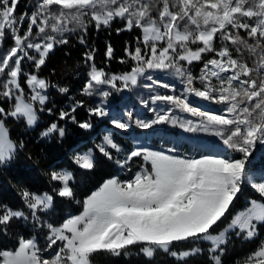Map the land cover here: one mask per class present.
I'll return each mask as SVG.
<instances>
[{
	"label": "snow or ice",
	"instance_id": "6c2138e0",
	"mask_svg": "<svg viewBox=\"0 0 264 264\" xmlns=\"http://www.w3.org/2000/svg\"><path fill=\"white\" fill-rule=\"evenodd\" d=\"M19 2L0 0V46L6 31L13 41L8 49L0 50V98L13 102L8 109L0 106V165L23 148L22 143L9 138L5 121L23 118L27 127H34L38 120L35 105L43 111L47 89L56 87L38 74L49 53L57 44L68 43L66 34L77 30L86 34L89 24L99 30L117 19L124 22L123 29L117 31L140 32L135 46L125 48L133 66L125 73L109 75L97 68L93 54L86 52L85 63H91L82 94L106 99L111 94L108 89L135 86L143 76L151 82L145 84L150 92L159 86L173 94L149 95L141 101L145 107L158 102L166 106L150 108L154 113L151 120L127 111L126 118L111 121L115 129L127 130L135 123L142 129L171 125L188 133H209L218 138L225 153L236 152L242 158L181 156L172 154L175 148L132 150L116 163L125 168L133 158H142L145 164L127 180L117 176L105 179L78 201L82 205L79 214L59 224L40 220L52 208V197L24 189L21 197L28 215L0 206V235H6L14 222L27 221L30 216L32 227L47 229L45 242L41 245L37 236H18L13 249L0 250V264H111L112 258L127 257L133 248L149 259L162 251L178 264H187L197 256L204 257L203 264H224L232 236L245 241L257 237L259 227L264 226V203L255 199L222 230L217 232L216 228L226 218L243 183L264 198V177L257 180L247 175L246 169L252 149L264 143V0H36L31 13H21L17 19ZM25 20L28 26L21 35ZM80 43H85L83 35ZM112 54L109 45L106 56L111 59ZM185 62L202 63L200 75L188 71ZM24 63H28L29 72L24 71ZM169 69L180 78L182 90L146 74L148 70ZM22 79L29 90L27 98ZM57 90L68 92L65 87ZM191 98L223 108L213 112L194 104ZM103 99L87 110L90 116L108 115ZM82 106L77 101L69 111L61 110L59 120L71 119L81 129H90L89 121L77 122L72 115ZM177 113L197 119H182ZM53 134L62 138L65 129L52 122L40 133L42 137ZM96 150L109 161L113 159L111 150L121 151L110 135L103 137ZM74 163L82 170L96 166L92 150L77 154ZM50 179L59 182V197L74 198L72 172L51 171ZM180 245L193 246L177 249ZM54 246L55 251L45 257L43 253ZM234 264H264V241Z\"/></svg>",
	"mask_w": 264,
	"mask_h": 264
},
{
	"label": "trees",
	"instance_id": "16d2710c",
	"mask_svg": "<svg viewBox=\"0 0 264 264\" xmlns=\"http://www.w3.org/2000/svg\"><path fill=\"white\" fill-rule=\"evenodd\" d=\"M35 2L36 0H20L16 10L17 19H19L21 13H31ZM27 26L28 23L25 20L20 33L27 29ZM123 27L124 22L119 19L108 27L102 26L99 30L89 24L86 34L80 33L79 30L66 34L68 43L57 44L49 53L46 64L42 66L38 74L56 87L47 89L45 94L48 100L43 111L39 110L40 106L38 104L35 105L38 116L37 123L34 127L29 128L23 118L19 120L8 118L5 121L6 128L9 130V138L17 144L22 143L23 148H20L15 157L8 163L0 165V206L22 210L25 215H28V210L21 197L22 190L27 189L36 194L47 193L52 197V208L42 215L40 220L59 224L65 218L66 213L80 212L82 205L78 201H82L94 187L106 178L115 174L123 178L124 175L120 172L123 168L116 163V160H121L122 155L131 150L132 132H154L156 129H160L152 127L143 130L132 125L127 130H116L109 122V112L104 117L88 114L87 110L100 105L101 99L96 95L87 96L82 94L91 63H85V53L91 52L96 67L104 69L108 74L119 75L129 71L130 67L133 66V62L128 59L125 48L129 45L135 46L136 37L140 35V32L137 29L117 31L123 29ZM241 34L243 35V32ZM81 35H83L84 44L80 43ZM109 45L113 49L111 59L106 56ZM208 58V56L204 57V59ZM122 59L126 62L121 63ZM195 64L198 65V68L199 66L202 67V63L193 62L190 69L193 70ZM23 68L25 72L31 70L28 63H24ZM21 84L25 88L27 98L29 90L24 85L23 79ZM58 87L67 88L68 92L62 94L57 90ZM77 101H81L83 106L78 107L72 115L75 116L77 122L89 121L92 124L90 129H81L78 123H73L71 119L59 120L60 111H69ZM12 103V101H5L0 98V106L5 107V109H8ZM48 109H52L51 113L48 112ZM52 122H57L65 129V135L62 138L56 134L50 137L40 135L42 130ZM103 126H106L107 129H103ZM161 129L179 134L174 128L167 129L166 126H163ZM105 134L110 135L121 149L120 152L111 150L113 153L111 161L96 150V146L102 143ZM196 140L219 143L218 139L197 138ZM89 150H92L96 166L93 170H82L74 163V158L76 154L88 153ZM263 151L264 149L257 155H252L255 158L254 164L251 166L252 169H257L258 163L264 161L261 153ZM228 152L231 153L232 158H236L234 152ZM130 164L131 161H129L128 168L131 167ZM61 170L73 174V180L70 181V186L73 187L75 193L73 199L59 197L57 195L59 182L50 179L51 171ZM253 199L261 200L264 203V198H261L249 184H242L241 192L238 193L229 213L226 214L223 222L218 225L216 231L222 230L229 223L232 216L247 207ZM32 224L33 221L30 216L27 221L14 222L6 235H0V250L13 249L17 244L18 236H37L40 244L43 245L47 229L41 230L40 226L34 228ZM260 241H264V226L259 227L257 237L250 241L232 236L227 246L224 264H234L235 260L242 259L254 251ZM192 246L180 245L177 246V249L184 250ZM203 261L204 257L197 256L189 259L187 264H203ZM94 264H96L95 261ZM111 264H178V262L162 251L156 252L154 257L149 259L140 254L138 248H133L131 254L127 257L122 255L119 258H112Z\"/></svg>",
	"mask_w": 264,
	"mask_h": 264
},
{
	"label": "rangeland",
	"instance_id": "374dc122",
	"mask_svg": "<svg viewBox=\"0 0 264 264\" xmlns=\"http://www.w3.org/2000/svg\"><path fill=\"white\" fill-rule=\"evenodd\" d=\"M23 32H24V30H23ZM23 32L20 34L22 35ZM12 44H13V41L10 38V36L7 35V31H6V38L4 39L2 46H0V50H6ZM193 48H195V46H193ZM185 65L187 67V70L190 71L194 76L200 75L201 66H199V68H198V65L195 64V66L193 67V70H192V69H190L191 65H187L186 62H185ZM146 74L152 75L154 79H160L164 82L174 83L177 91H180L183 88V84L181 83L180 78L175 74L174 69H169L166 72L148 70V72ZM109 75H112V74H109ZM148 83H151V82L146 80L142 76L138 79V83L135 86L123 88L119 91H117L116 89H108L111 92V94L106 99H103L102 97L96 95L101 99V101L103 99L102 105H103L105 111L107 113L109 112V114H110L109 118H111V119H109V121L110 120L112 121L114 118L119 119V117H121V116H118L119 114L117 115V108L120 106H125L126 110H130L131 112H133L135 114L136 118H139L142 120H151L152 118H154V113L152 111H150L149 109L150 108H157V110H159V107H164L166 105H164L162 102H158L157 105H153L150 103L148 107H145L144 104L141 103V101L148 99L149 95H151V94H156V93L173 94V93L170 92L168 89H164V88L159 87V86H155L154 91L150 92V90L145 87V84H148ZM197 86H199L198 81H197ZM117 87L118 88L120 87L119 82H117ZM191 99H193L194 104L199 105L198 102H200L203 105V106H201L202 108L213 111V112L218 113L223 108L222 105L201 101V100H198L196 98H191ZM121 112H122V110H121ZM177 115H179L182 119H193V120L197 119V118L191 117L188 114L177 113ZM132 124L134 126H136L135 123H132ZM163 126H166L167 129H169V128L176 129L177 132H179V134L183 137H191V138L195 137L196 139L197 138L218 139L217 137H214L209 133H204V132L188 133L179 127H173L171 125H156L153 127H158L161 129ZM140 129H142V128H140ZM143 130H145V129H143ZM161 130H163V129H161ZM163 131L165 133H170V132H168V130H163ZM131 135H132V142H134V140L137 138H140L142 140L148 139L150 142H152V144L149 147L144 146V147H138V148H148V149H152V150H162V151H167L170 148H175V152L172 154L181 155V156H188V157H198L201 155H214V156L217 155V154H210V153H206V152H198L195 149L191 148L193 146H191L189 144L190 142L185 143L184 140L180 137L176 138L175 141H173V140L170 141L169 139H166V138L157 137L158 135H160V133H159L156 137L151 138L150 136H147L148 133H146V131L142 132V133L141 132L137 133L134 131L131 133ZM133 145L134 144L132 143L131 150L127 151L125 154L122 155L121 160H124L127 157L128 153H130L132 150L138 149L135 147L133 148ZM188 146H191V147H188ZM262 149H264V144L263 143H257L256 146L252 149V154L248 157L247 162H246L247 175L252 176V177L256 178L257 180L264 177V161H262L261 163H258L259 166L257 169H252L251 166L254 164V159H255V158H253L252 155L253 154L257 155ZM221 153H222V155H219V156L227 155L228 157L232 158V155L230 152L224 153L222 151ZM261 153H262V156L264 157V151ZM81 154H85V153L82 152ZM234 154L236 155L235 156L236 159L242 158L241 154L236 153V152H234ZM262 160H264V159H262ZM144 164H145V162L143 161L142 158H133V160L131 161V164H130L131 165L130 168L125 167V168L120 170L121 174L124 175L123 178L119 177L117 174H115L113 176H117L120 180H127V179L131 178L134 175V173L140 169L141 165H144ZM147 166L150 167V165H147ZM113 176H111V177H113ZM108 178H110V177H108ZM243 184H248V183L245 182ZM99 185L94 187L91 190V192L96 190ZM257 201L262 203L261 200H257ZM249 206H250V204L247 207H249ZM247 207H245L244 209H242L240 211L245 210ZM81 211H82V209L80 210V212ZM240 211H238V212H240ZM80 212H78V213L68 212L65 214V218H67L70 215H77ZM238 212H236L235 214H237ZM51 250H53L52 252H54L55 248H53ZM51 250H49V251H51ZM49 251L44 253V254L49 253Z\"/></svg>",
	"mask_w": 264,
	"mask_h": 264
},
{
	"label": "bare ground",
	"instance_id": "6f19581e",
	"mask_svg": "<svg viewBox=\"0 0 264 264\" xmlns=\"http://www.w3.org/2000/svg\"><path fill=\"white\" fill-rule=\"evenodd\" d=\"M199 103V105H200V107L201 106H203L200 102H198ZM142 133V132H141ZM164 134L165 132L163 131V130H160V129H156L154 132H152V134H148L147 136H157L158 134ZM165 134H169V133H165ZM135 142H134V147L135 148H138V147H144V146H146V147H149L151 144H152V142H150L148 139H144V140H142V139H140V138H137V139H135L134 140ZM50 254H48L47 255V257L49 256Z\"/></svg>",
	"mask_w": 264,
	"mask_h": 264
}]
</instances>
